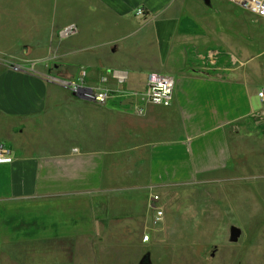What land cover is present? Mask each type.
Segmentation results:
<instances>
[{
    "label": "crops",
    "instance_id": "obj_1",
    "mask_svg": "<svg viewBox=\"0 0 264 264\" xmlns=\"http://www.w3.org/2000/svg\"><path fill=\"white\" fill-rule=\"evenodd\" d=\"M219 1L0 0V152L12 157L0 164V251H25L17 264H85L77 257L121 231L134 243L169 237L187 219L184 200L225 189L236 160L251 158L243 141L264 139V67L241 75L198 62L219 39ZM51 67L112 96L77 101L48 79ZM165 71L176 79L169 107L145 96L150 73ZM155 206L178 212L155 223Z\"/></svg>",
    "mask_w": 264,
    "mask_h": 264
},
{
    "label": "rangeland",
    "instance_id": "obj_2",
    "mask_svg": "<svg viewBox=\"0 0 264 264\" xmlns=\"http://www.w3.org/2000/svg\"><path fill=\"white\" fill-rule=\"evenodd\" d=\"M214 4L213 8L221 10L214 16V20L218 21L219 39L207 41V46L199 48L203 58L198 62L218 71H236L241 75L251 71L257 73L260 66L264 67V60L260 59L264 52V29L261 22L234 3L220 0ZM67 39L56 37L57 43ZM78 58H81L79 62H87V51L71 57L72 71L78 68L73 63ZM52 70L53 67L48 77L58 87H64L59 82L79 81V78L56 77ZM160 73L172 76L171 72ZM75 98L87 103V100L78 96ZM243 142L250 144V160H236L237 169L227 177L224 190L215 191L218 185H208L207 189L184 200L180 212L187 219L180 226L182 230L176 228L169 237L163 234L150 240V243H142L140 240L134 243L126 238L125 231H121L118 236L124 239L97 241L94 246L97 255L78 256V262L89 264L92 260L91 264H141L143 254L148 252L151 264H264V158L255 156L258 149L264 147V139L255 142L245 139ZM164 211L167 219L173 212H178L175 207H172V211ZM135 218L131 215L127 219ZM153 220L150 218L151 223ZM231 225L242 230L237 243L229 241ZM149 236L152 234L149 233ZM135 237L137 234H134ZM100 251L104 252L100 254ZM24 252L0 251V264H17ZM62 258L69 260L68 255ZM47 264L64 263L61 258L54 257Z\"/></svg>",
    "mask_w": 264,
    "mask_h": 264
},
{
    "label": "built area",
    "instance_id": "obj_3",
    "mask_svg": "<svg viewBox=\"0 0 264 264\" xmlns=\"http://www.w3.org/2000/svg\"><path fill=\"white\" fill-rule=\"evenodd\" d=\"M244 11L254 16L259 22H261L264 28V0H229ZM141 15L142 11L139 12ZM77 33V27L71 25L59 32V38L66 39ZM49 79V77H48ZM64 87L69 89L75 96L85 99L89 102H94L99 105L105 104L112 96V93L106 90H95L88 86L82 77L79 81H63L59 82ZM176 89V79L167 74L160 72H152L149 75L146 85L145 96L147 100L154 104L164 107H169L174 100ZM258 96L264 104V88L260 89ZM12 162V157L8 151L0 152V164H8ZM158 197H155V200ZM154 221L157 223L164 216V211L161 208L155 209ZM145 242L149 241V236L146 235L143 239Z\"/></svg>",
    "mask_w": 264,
    "mask_h": 264
},
{
    "label": "water",
    "instance_id": "obj_4",
    "mask_svg": "<svg viewBox=\"0 0 264 264\" xmlns=\"http://www.w3.org/2000/svg\"><path fill=\"white\" fill-rule=\"evenodd\" d=\"M206 5H211V0H202ZM242 230L241 228L231 225L230 227V235H229V241L232 243H237L241 237Z\"/></svg>",
    "mask_w": 264,
    "mask_h": 264
},
{
    "label": "flooded vegetation",
    "instance_id": "obj_5",
    "mask_svg": "<svg viewBox=\"0 0 264 264\" xmlns=\"http://www.w3.org/2000/svg\"><path fill=\"white\" fill-rule=\"evenodd\" d=\"M144 262H145V263H149L148 256H145V257H144Z\"/></svg>",
    "mask_w": 264,
    "mask_h": 264
}]
</instances>
